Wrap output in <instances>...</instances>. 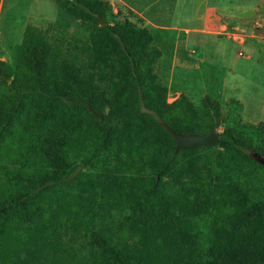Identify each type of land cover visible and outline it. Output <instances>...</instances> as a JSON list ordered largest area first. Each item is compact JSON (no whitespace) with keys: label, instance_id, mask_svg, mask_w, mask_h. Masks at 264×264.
Returning <instances> with one entry per match:
<instances>
[{"label":"trees","instance_id":"obj_1","mask_svg":"<svg viewBox=\"0 0 264 264\" xmlns=\"http://www.w3.org/2000/svg\"><path fill=\"white\" fill-rule=\"evenodd\" d=\"M54 2L73 24L27 23L0 59V264H264V124L167 100L173 31ZM159 121L218 141L175 151Z\"/></svg>","mask_w":264,"mask_h":264},{"label":"rangeland","instance_id":"obj_2","mask_svg":"<svg viewBox=\"0 0 264 264\" xmlns=\"http://www.w3.org/2000/svg\"><path fill=\"white\" fill-rule=\"evenodd\" d=\"M252 2L253 0H177L175 16L184 24L195 26L203 13L212 11L228 25V30L235 34L234 37H244L247 40L243 45H238L221 39L220 48L225 52L218 55L211 65L213 73L208 80L204 78L206 76L203 72L206 69L203 65L198 70H179L171 75L164 58L157 65L159 77L168 88V101L183 93L192 103H197L203 94H209L219 102L224 123L217 130L223 125L259 121L264 124V12L262 27H259V21L255 22L253 11L250 10ZM260 10H264V6ZM120 12L124 13L125 9H120ZM121 17L122 14H113L109 21L113 22ZM246 19L249 21L246 22ZM59 21L73 24L72 19L59 9L54 0H0V59L13 64L16 46L25 24L43 27L48 22ZM244 34H253L256 38ZM179 53L185 60H191L186 51L181 50ZM79 170L80 167L77 172Z\"/></svg>","mask_w":264,"mask_h":264},{"label":"crops","instance_id":"obj_3","mask_svg":"<svg viewBox=\"0 0 264 264\" xmlns=\"http://www.w3.org/2000/svg\"><path fill=\"white\" fill-rule=\"evenodd\" d=\"M113 11L117 9H129L142 19V24L148 28H164L176 33H181L175 39L173 44L172 56L170 59V75L172 72L194 71L202 65L205 67L203 74L205 79H211L212 67L218 55L223 54L225 50L220 48L221 39L236 42L243 45L246 40L237 39L234 33L229 31V27L212 11L205 12L197 19L198 24L188 26L184 24L178 16H175V7L177 0H105ZM264 0H253L250 10L252 16L259 27H262L261 21L264 10ZM250 19V18H249ZM246 19V22L249 21ZM262 30L264 28L262 27ZM178 35V34H176ZM251 38H256L253 34H244ZM186 51L190 61L185 60L179 51ZM202 74V73H201ZM203 76V75H202Z\"/></svg>","mask_w":264,"mask_h":264},{"label":"water","instance_id":"obj_4","mask_svg":"<svg viewBox=\"0 0 264 264\" xmlns=\"http://www.w3.org/2000/svg\"><path fill=\"white\" fill-rule=\"evenodd\" d=\"M100 24H104L105 21L99 17H97ZM99 116V115H98ZM100 117V116H99ZM159 124L167 131V133L173 138L174 140V150L177 151L179 149H193L198 146L202 145H215L218 141V131H209L205 133H192V134H183L173 131L169 126L164 124L163 122L159 121ZM254 160L259 162L264 166V159L256 156L251 155ZM79 166L69 175L71 178L78 170Z\"/></svg>","mask_w":264,"mask_h":264},{"label":"built area","instance_id":"obj_5","mask_svg":"<svg viewBox=\"0 0 264 264\" xmlns=\"http://www.w3.org/2000/svg\"><path fill=\"white\" fill-rule=\"evenodd\" d=\"M167 100H168V98H167Z\"/></svg>","mask_w":264,"mask_h":264}]
</instances>
